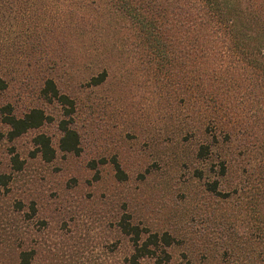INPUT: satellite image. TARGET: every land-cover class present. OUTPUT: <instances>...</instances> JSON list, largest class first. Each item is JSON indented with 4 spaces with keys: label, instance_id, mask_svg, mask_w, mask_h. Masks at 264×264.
<instances>
[{
    "label": "rangeland",
    "instance_id": "rangeland-1",
    "mask_svg": "<svg viewBox=\"0 0 264 264\" xmlns=\"http://www.w3.org/2000/svg\"><path fill=\"white\" fill-rule=\"evenodd\" d=\"M90 2L0 0V102L16 114L38 106L53 116L0 137V264H16L25 248L33 251L30 264H125L129 244L116 224L125 212L178 237L167 264H236L224 253L227 243L250 254L256 240L236 248L242 238L235 233L244 236L246 224L264 231V89L253 90L251 73L212 67L221 40H205L181 62L170 53L165 66L120 10ZM102 68L106 78L89 85L87 75ZM45 75L75 100L77 154L57 147L60 108L38 92ZM37 132L55 150L48 161L31 154ZM200 141L210 143L204 157L196 154ZM12 149L19 168L11 166ZM112 154L123 180L109 162L97 172L87 165ZM220 159L226 170L219 183L228 193L217 197L204 183L216 177ZM240 260L252 264L246 255Z\"/></svg>",
    "mask_w": 264,
    "mask_h": 264
},
{
    "label": "trees",
    "instance_id": "trees-1",
    "mask_svg": "<svg viewBox=\"0 0 264 264\" xmlns=\"http://www.w3.org/2000/svg\"><path fill=\"white\" fill-rule=\"evenodd\" d=\"M108 1L113 5V8L123 13L122 16L126 20L136 26V31H140L145 36L149 46L153 45L162 58L167 59L162 65L169 64L170 53L174 60L180 62L187 58L185 57L187 55L194 58L193 53L198 52V47L205 40L210 41L211 38H217L226 44V49H221V59H218L216 65L212 67H222L226 71L236 69L242 75L251 73L252 80L255 82L252 84L253 90H257V87L264 89V0ZM108 1L91 0L90 3L94 9H97L99 2L107 5ZM104 5L102 7H105ZM206 26H208L209 32ZM230 48L232 50L227 51ZM179 54H182L181 58L178 56ZM209 60L212 61V58ZM208 70L214 71L215 69L209 68ZM106 75V69L102 68L98 72L88 74L86 82L89 85H98L106 78ZM243 83L246 82L243 81ZM5 86L6 81L0 74V90ZM38 92L43 100L54 102L60 108V116L56 119V127L59 130L58 149L77 154L80 150V139L78 131L73 125L76 109L74 98L68 92L61 90L51 75H45L42 78ZM261 107L264 108V104ZM52 119L51 114L38 106L29 107L21 114H16L9 102H0V123L5 126V130L0 131V137L4 135L7 139H12ZM212 126L209 136L214 138L215 125ZM31 140L33 144L31 154H39L45 161L54 156L55 150L46 133L37 132ZM209 152L210 143L200 141L196 154L204 157ZM10 161L13 168H19L21 165L14 149L11 150ZM105 162L112 165L113 175L116 179L126 178V173L114 154L109 157L91 158L87 161V165L90 168H95V172H97L98 165ZM217 164L216 177L205 181L204 184L211 194L217 197L226 196L228 189L219 183L220 176L226 170V160L220 159ZM260 204L261 217H258V222H261L264 228V200ZM116 224L118 231L126 236L129 244V250L122 257L125 264H143L144 261H150L151 264H167L171 260L169 249L170 246L178 242V237L170 229L151 228L147 224L133 222L131 215L126 212L120 214ZM246 226L248 229L244 236L240 237L235 233L236 238H242L235 247L240 248L241 242L246 247L251 243L247 240L252 242L256 240L253 251H250V254L248 251H236L232 242L229 241L232 246L230 247L227 243L224 253L232 255L236 264H242L240 259L245 255L252 264H264V231H261L260 234L252 224H246ZM251 229L253 230L251 231ZM32 256V249H20L16 264H30Z\"/></svg>",
    "mask_w": 264,
    "mask_h": 264
}]
</instances>
